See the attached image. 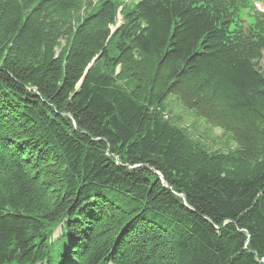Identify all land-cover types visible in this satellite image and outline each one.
Listing matches in <instances>:
<instances>
[{
    "label": "trees",
    "instance_id": "trees-1",
    "mask_svg": "<svg viewBox=\"0 0 264 264\" xmlns=\"http://www.w3.org/2000/svg\"><path fill=\"white\" fill-rule=\"evenodd\" d=\"M251 2L0 0V264H264Z\"/></svg>",
    "mask_w": 264,
    "mask_h": 264
},
{
    "label": "rangeland",
    "instance_id": "rangeland-1",
    "mask_svg": "<svg viewBox=\"0 0 264 264\" xmlns=\"http://www.w3.org/2000/svg\"><path fill=\"white\" fill-rule=\"evenodd\" d=\"M171 98H169L168 109L172 118H179L182 124L180 126L186 127L190 136L204 149L209 152L214 150L227 152L229 149L235 148L236 145L230 140L229 134L220 128L211 126L203 118L197 117L191 111L184 109L180 103ZM58 235L59 228L55 231L53 238H57Z\"/></svg>",
    "mask_w": 264,
    "mask_h": 264
},
{
    "label": "water",
    "instance_id": "water-1",
    "mask_svg": "<svg viewBox=\"0 0 264 264\" xmlns=\"http://www.w3.org/2000/svg\"><path fill=\"white\" fill-rule=\"evenodd\" d=\"M95 61H96V59H95Z\"/></svg>",
    "mask_w": 264,
    "mask_h": 264
}]
</instances>
